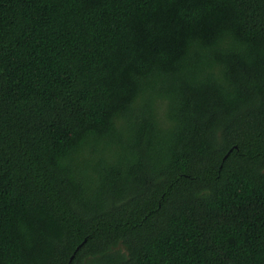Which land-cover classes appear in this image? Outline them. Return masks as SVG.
<instances>
[{
  "label": "trees",
  "instance_id": "obj_1",
  "mask_svg": "<svg viewBox=\"0 0 264 264\" xmlns=\"http://www.w3.org/2000/svg\"><path fill=\"white\" fill-rule=\"evenodd\" d=\"M0 264H264V0H0Z\"/></svg>",
  "mask_w": 264,
  "mask_h": 264
}]
</instances>
